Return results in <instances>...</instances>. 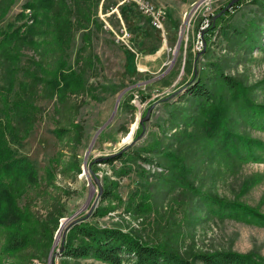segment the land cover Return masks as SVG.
Wrapping results in <instances>:
<instances>
[{
    "label": "rangeland",
    "instance_id": "rangeland-1",
    "mask_svg": "<svg viewBox=\"0 0 264 264\" xmlns=\"http://www.w3.org/2000/svg\"><path fill=\"white\" fill-rule=\"evenodd\" d=\"M26 1L0 0L1 31L30 23L15 19ZM150 1L166 12L162 30L132 4L93 0L91 21L73 24L65 44L55 21L39 16L35 30L46 34L20 43L8 85L9 61L0 57L6 146L37 172L34 186H9L34 232L8 249L12 230L0 225V264H48L54 252L52 264H106L60 256L69 228L81 222L121 228L189 259L219 250L264 255V227L212 212L197 194L264 212V130L244 117L264 105V0H239L225 11L231 0ZM66 3L71 10L73 1ZM123 26L128 46L115 35ZM10 45L0 48L8 57ZM61 74L70 75L67 86ZM197 83L209 99L190 95Z\"/></svg>",
    "mask_w": 264,
    "mask_h": 264
},
{
    "label": "trees",
    "instance_id": "trees-1",
    "mask_svg": "<svg viewBox=\"0 0 264 264\" xmlns=\"http://www.w3.org/2000/svg\"><path fill=\"white\" fill-rule=\"evenodd\" d=\"M66 1L68 0L26 1L22 4L23 9L17 13L15 19L22 20L23 17H27L24 8H29L31 11V18H29L31 22L28 23L27 21H23L21 25L16 27H13L12 23H8V28L6 30H0V48L12 42L10 46L13 49L12 57H8L9 53H3L4 51L0 49V57H4L9 61V66H7L6 71V80L8 74L12 76L15 71L16 67L14 65L18 59L20 43L34 45L37 43L35 40L37 35L46 34V31L41 33L35 30L34 26L38 24L39 16L44 15L49 21L47 24H50L51 20L55 21L56 24L53 29L56 30V38L59 44H65L66 37L73 24H75L76 27H81L85 26V22L91 21L89 8L93 0H71L73 1L71 10ZM240 1L235 4H239ZM126 4L128 3L121 4V6ZM67 10L70 11L68 12ZM217 20L218 18H216L215 21L211 19L209 23V28H211V30L213 25L215 28ZM27 73L32 75L33 81L39 78L35 73H29L26 69V74ZM67 79H70V75L61 74V76H59L60 86H67ZM8 84L9 81L7 80V85ZM207 92V88L204 85L197 83L193 90L190 91V95L192 97H197L201 96V94H206V99H209ZM13 105L16 107L17 104ZM251 109V114L247 115L245 113L244 117L249 123H252L251 125H255L253 123L259 121V129L264 130V105L253 104ZM19 113L22 114L20 111ZM22 119L24 122H27V117H23ZM6 127L7 120L5 121L3 118L2 124L0 123V225L9 227L12 230L13 240L8 241V247L5 246V248L9 249L11 246L18 247V244H22V242H30L29 239L31 236H27V233L32 235L34 232V228L28 225L31 220L30 215H27L28 211L22 209L18 210L15 202H13V199L16 198L19 191L13 192L9 189V186H17L18 183H21L24 191L27 187L29 188L37 183V172L33 164L26 157L16 156L13 150L6 146ZM59 130L62 131L64 129ZM240 138L244 139L243 137ZM239 141L241 140H238V143L242 142V144L244 142ZM121 157L122 156L117 153L109 157L107 161L111 162ZM108 194L109 191H104L103 197L107 198L109 196ZM197 194L212 212L215 208L216 212H220L222 215H226L241 222L264 227V212L254 206L240 202H227L216 199L210 197V195L206 193H202L200 190L197 191ZM10 218L12 219L11 221ZM19 219L22 220L21 224L24 225L23 227L14 225ZM27 225L28 228L25 229ZM16 232L18 233V239L17 237L16 239L14 238V233ZM60 256L76 259L93 258L106 264H195L196 262L202 264H264V255L255 252L240 253L232 250L194 253L189 259L181 256L176 251L145 243L139 237L121 228L95 227L84 222L73 224L69 228L68 234L63 241V248L60 251Z\"/></svg>",
    "mask_w": 264,
    "mask_h": 264
},
{
    "label": "built area",
    "instance_id": "built-area-1",
    "mask_svg": "<svg viewBox=\"0 0 264 264\" xmlns=\"http://www.w3.org/2000/svg\"><path fill=\"white\" fill-rule=\"evenodd\" d=\"M124 3L134 5L139 11V13L148 20L150 26H152L154 29H163V23L164 19L166 18V12L162 7L153 4V2H151L150 0H120V3H118L116 7ZM25 14L27 16L26 20L31 18L30 9H26ZM29 21L31 22V19H29ZM107 27L110 28L109 25L106 23L105 28ZM110 30L112 29L110 28ZM115 35L117 41H120L126 46H128L130 34L128 33L126 27L123 26Z\"/></svg>",
    "mask_w": 264,
    "mask_h": 264
},
{
    "label": "water",
    "instance_id": "water-1",
    "mask_svg": "<svg viewBox=\"0 0 264 264\" xmlns=\"http://www.w3.org/2000/svg\"><path fill=\"white\" fill-rule=\"evenodd\" d=\"M238 1H239V0H231V1L226 5V7L224 8L223 11L230 9V8L233 6V4L237 3ZM216 17H217V16H216ZM123 93H124V92H121V93L118 95V97H117V99H116L115 108H114V111H113L111 117L109 118V120H108L104 125H102V126L96 131V133H95V135H94V137H93V139H92V142L94 141L96 135L102 130V128H103V127H104V126H105V125L111 120V118H112V116H113V114H114V112H115V109H116V107H117V105H118V103H119V99H120V97L122 96ZM151 109H152V106L148 108V110H147L145 116L143 117V120L148 119V117H149V113H150ZM91 144H92V143H91ZM90 148H91V145H90V146L88 147V149L86 150V155H85V156H87V154L89 153ZM103 159H105V158H102V159L100 158V159H97V160H103ZM84 163H85V162H84ZM83 172H84V173L86 172L85 165H84ZM93 175H94V173H93ZM94 181H95L97 184H99L98 177L95 176V175H94ZM65 220H66V219H62V220L60 221V224H59V227H58V230H57L58 233L60 232V230H61V228H62V225L64 224V221H65ZM65 231H66V228H65ZM63 233H64V232H63ZM62 248H63V241L61 242V247H60V250H59V251H61ZM55 254H57V252H54L53 254H50V258H49V262H48V264H52V263L54 262V256H55Z\"/></svg>",
    "mask_w": 264,
    "mask_h": 264
},
{
    "label": "bare ground",
    "instance_id": "bare-ground-1",
    "mask_svg": "<svg viewBox=\"0 0 264 264\" xmlns=\"http://www.w3.org/2000/svg\"><path fill=\"white\" fill-rule=\"evenodd\" d=\"M130 138H131V135H129V137L127 138V141L128 140H130ZM94 193V192H93ZM64 222H66V220L64 221ZM69 222V221H68ZM61 231V230H60ZM57 242V241H56ZM59 243V242H58Z\"/></svg>",
    "mask_w": 264,
    "mask_h": 264
}]
</instances>
